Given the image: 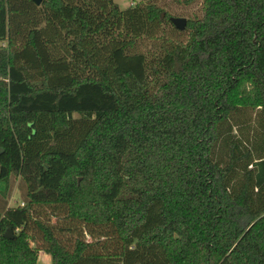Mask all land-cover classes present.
I'll return each instance as SVG.
<instances>
[{"label":"trees","instance_id":"16d2710c","mask_svg":"<svg viewBox=\"0 0 264 264\" xmlns=\"http://www.w3.org/2000/svg\"><path fill=\"white\" fill-rule=\"evenodd\" d=\"M117 1L0 0V264H264V0Z\"/></svg>","mask_w":264,"mask_h":264},{"label":"rangeland","instance_id":"374dc122","mask_svg":"<svg viewBox=\"0 0 264 264\" xmlns=\"http://www.w3.org/2000/svg\"><path fill=\"white\" fill-rule=\"evenodd\" d=\"M140 0H136L135 3H139ZM151 3L155 4L167 12L171 18L190 20L200 16L201 8L200 3H193L189 6L183 4L182 0H151ZM117 4L121 10H124L132 6V0H118ZM242 122V119H238ZM19 180L18 178H11L8 184V191L10 194L9 207H15L19 204V191H18ZM5 183L0 181V191L4 190ZM45 254V253H42ZM46 255V254H45ZM38 264H44V260L39 258Z\"/></svg>","mask_w":264,"mask_h":264},{"label":"water","instance_id":"95a60500","mask_svg":"<svg viewBox=\"0 0 264 264\" xmlns=\"http://www.w3.org/2000/svg\"><path fill=\"white\" fill-rule=\"evenodd\" d=\"M40 2H41V0H34V3H35L36 5H39ZM161 17L163 18V17H164V14H162ZM170 22H171V24L173 25V27H174L176 30H178V31H180V32H182V31L185 30V27H186V20H185V19L171 18V19H170ZM11 234H12L11 231L8 230V231L4 234V238H6V239H11V238H12V235H11Z\"/></svg>","mask_w":264,"mask_h":264},{"label":"crops","instance_id":"0c3cea01","mask_svg":"<svg viewBox=\"0 0 264 264\" xmlns=\"http://www.w3.org/2000/svg\"><path fill=\"white\" fill-rule=\"evenodd\" d=\"M43 252H40L39 254H38V258H37V262H36V264H38V259L39 258H41V259H43L44 260V264H52V261H51V258H50V256L49 255H45V254H42Z\"/></svg>","mask_w":264,"mask_h":264},{"label":"built area","instance_id":"2783aa9c","mask_svg":"<svg viewBox=\"0 0 264 264\" xmlns=\"http://www.w3.org/2000/svg\"><path fill=\"white\" fill-rule=\"evenodd\" d=\"M135 1H136V0H132V6L135 4Z\"/></svg>","mask_w":264,"mask_h":264}]
</instances>
